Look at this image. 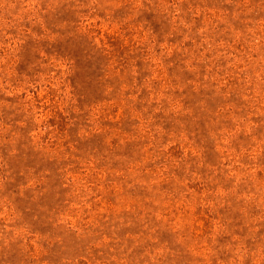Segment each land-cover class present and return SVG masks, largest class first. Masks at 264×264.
I'll return each instance as SVG.
<instances>
[{
	"label": "rangeland",
	"instance_id": "rangeland-1",
	"mask_svg": "<svg viewBox=\"0 0 264 264\" xmlns=\"http://www.w3.org/2000/svg\"><path fill=\"white\" fill-rule=\"evenodd\" d=\"M0 264H264V0H0Z\"/></svg>",
	"mask_w": 264,
	"mask_h": 264
}]
</instances>
